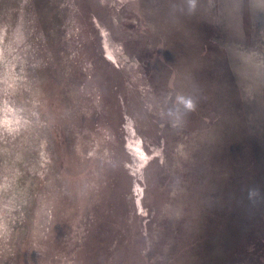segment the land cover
<instances>
[{
    "label": "rangeland",
    "instance_id": "obj_1",
    "mask_svg": "<svg viewBox=\"0 0 264 264\" xmlns=\"http://www.w3.org/2000/svg\"><path fill=\"white\" fill-rule=\"evenodd\" d=\"M0 264H264V0H0Z\"/></svg>",
    "mask_w": 264,
    "mask_h": 264
},
{
    "label": "clouds",
    "instance_id": "obj_2",
    "mask_svg": "<svg viewBox=\"0 0 264 264\" xmlns=\"http://www.w3.org/2000/svg\"><path fill=\"white\" fill-rule=\"evenodd\" d=\"M184 108L187 111H194L196 108V101L192 98H181Z\"/></svg>",
    "mask_w": 264,
    "mask_h": 264
}]
</instances>
